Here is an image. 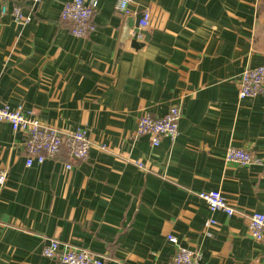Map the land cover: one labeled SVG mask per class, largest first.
I'll list each match as a JSON object with an SVG mask.
<instances>
[{
	"label": "crops",
	"instance_id": "obj_1",
	"mask_svg": "<svg viewBox=\"0 0 264 264\" xmlns=\"http://www.w3.org/2000/svg\"><path fill=\"white\" fill-rule=\"evenodd\" d=\"M4 1L0 103L64 135L85 129L92 147L71 169L65 151L27 166L23 134L0 122V264H61L43 255L52 239L104 264H168L169 234L201 264H264L249 231V215L264 212V91L238 96L241 72L264 64V0H135L129 14L98 0L85 38L61 24L68 0L24 5L26 24L1 13ZM145 8L150 27L136 37ZM172 106L182 111L176 139L134 136L144 112ZM230 146L256 160L227 161ZM208 190L235 214L211 212L198 196Z\"/></svg>",
	"mask_w": 264,
	"mask_h": 264
},
{
	"label": "built area",
	"instance_id": "obj_2",
	"mask_svg": "<svg viewBox=\"0 0 264 264\" xmlns=\"http://www.w3.org/2000/svg\"><path fill=\"white\" fill-rule=\"evenodd\" d=\"M44 0H5L1 4V13H10L16 22L26 24L32 20L31 14L24 13V5L37 8ZM135 0H117L115 9L123 14L130 13V7ZM98 0H68L64 3L60 15L62 26L67 27L70 33L76 37H88L96 30L94 15L97 10ZM151 11L149 8L140 11L138 20L139 37L142 31L150 27ZM264 91V64L258 67H246L238 80V96L240 99L254 98ZM181 108L172 106L162 116L144 112L138 121L135 137L149 135L153 145L160 144L162 138L174 140L179 135ZM0 122L10 123L16 133H22L25 138V153L27 166L42 164L48 159H56L66 150L70 162L66 164L71 169L73 163L88 159L92 142L88 131L77 129L67 134H61L58 128L49 125L24 111L23 105L13 108L8 104L0 103ZM105 148V146H103ZM225 158L227 161L246 166L252 164V153L244 148L230 146ZM140 166H144L141 162ZM9 174L8 167L0 169V186L5 185ZM198 196L204 200L211 212L222 211L228 216L235 214V209L229 204L226 196L220 190H208L199 192ZM215 218H210L205 223L207 230L217 225ZM249 231L252 238L264 243V212H253L249 215ZM168 241L176 245L175 253L168 264H201V254L193 249L179 245L175 235H167ZM43 255L50 259H56L61 264H104L102 257L96 256L86 249H81L68 244H62L52 239L43 249Z\"/></svg>",
	"mask_w": 264,
	"mask_h": 264
},
{
	"label": "water",
	"instance_id": "obj_3",
	"mask_svg": "<svg viewBox=\"0 0 264 264\" xmlns=\"http://www.w3.org/2000/svg\"><path fill=\"white\" fill-rule=\"evenodd\" d=\"M138 19H139V18H138ZM133 39L137 41V39H136V37H135V36L133 37Z\"/></svg>",
	"mask_w": 264,
	"mask_h": 264
},
{
	"label": "trees",
	"instance_id": "obj_4",
	"mask_svg": "<svg viewBox=\"0 0 264 264\" xmlns=\"http://www.w3.org/2000/svg\"><path fill=\"white\" fill-rule=\"evenodd\" d=\"M65 152H66V150H65ZM66 154H67V152H66ZM69 157V156H68Z\"/></svg>",
	"mask_w": 264,
	"mask_h": 264
}]
</instances>
